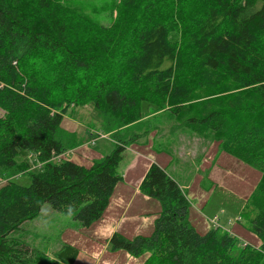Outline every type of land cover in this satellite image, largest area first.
Masks as SVG:
<instances>
[{
  "label": "trees",
  "instance_id": "16d2710c",
  "mask_svg": "<svg viewBox=\"0 0 264 264\" xmlns=\"http://www.w3.org/2000/svg\"><path fill=\"white\" fill-rule=\"evenodd\" d=\"M114 8L104 23L64 0H0V174L28 176L0 185V264L75 263L72 244L50 256L12 234L45 203L85 228L101 219L138 136L114 131L137 123L144 105L167 107L260 173L240 210L246 224L238 220L259 244L220 227L198 231L178 181L151 162L138 189L160 205L152 230L114 231L111 250L146 254L142 264H264V0H118ZM86 104L114 140L89 166L58 159L77 143L73 133L59 136L64 114ZM21 151L41 168L20 162Z\"/></svg>",
  "mask_w": 264,
  "mask_h": 264
},
{
  "label": "rangeland",
  "instance_id": "374dc122",
  "mask_svg": "<svg viewBox=\"0 0 264 264\" xmlns=\"http://www.w3.org/2000/svg\"><path fill=\"white\" fill-rule=\"evenodd\" d=\"M64 1L104 23L115 17L114 7L118 2ZM103 127V118L91 104L71 105L63 116L59 136L67 141L68 135L73 133L77 143L58 159H70L89 166L94 159L111 152L114 140L111 133L103 134ZM133 133L138 136L128 144L117 167L123 181L117 185L103 217L94 225L85 228L77 219L45 203L37 217L25 221L21 230L12 235L23 238L31 247L50 256L63 243L72 244L79 249L75 264H142L146 254L135 257L122 250L113 251L109 238L114 231L129 238L151 232L160 205L158 201L139 193L138 182L149 164L157 162L178 181L188 197L189 221L198 231L212 227L231 229L240 238L259 244L238 223L239 220L246 224L240 210L260 178L256 169L223 152L216 142L205 141L180 125L167 107L144 105L142 118L137 123L114 131L124 139L130 138ZM97 134L99 136L96 137ZM18 160L27 161L33 171L42 166L32 152L21 151ZM8 178L26 183L28 176L22 172H3L0 174V185ZM214 217L216 223L213 222Z\"/></svg>",
  "mask_w": 264,
  "mask_h": 264
},
{
  "label": "crops",
  "instance_id": "0c3cea01",
  "mask_svg": "<svg viewBox=\"0 0 264 264\" xmlns=\"http://www.w3.org/2000/svg\"><path fill=\"white\" fill-rule=\"evenodd\" d=\"M147 168H148V167H147ZM146 170H147V169H146ZM146 170H145V171H146ZM144 173H145V172H144ZM171 176H172V175H171ZM140 181H141V179L139 180L138 185H139ZM139 193H140V191H139ZM145 196H146V195H145ZM149 199H150V198H149ZM236 223H237V222H236ZM236 223H235V224H236ZM232 228H233V226H232ZM230 230H231V229H230ZM145 235H147V234H145ZM74 264H75V263H74Z\"/></svg>",
  "mask_w": 264,
  "mask_h": 264
},
{
  "label": "built area",
  "instance_id": "2783aa9c",
  "mask_svg": "<svg viewBox=\"0 0 264 264\" xmlns=\"http://www.w3.org/2000/svg\"><path fill=\"white\" fill-rule=\"evenodd\" d=\"M216 217L213 218V222L216 223L217 219H215ZM229 231V230H228Z\"/></svg>",
  "mask_w": 264,
  "mask_h": 264
}]
</instances>
